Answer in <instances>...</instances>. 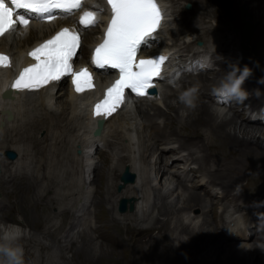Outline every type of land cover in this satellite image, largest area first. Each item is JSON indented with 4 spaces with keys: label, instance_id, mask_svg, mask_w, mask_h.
I'll use <instances>...</instances> for the list:
<instances>
[{
    "label": "rangeland",
    "instance_id": "1",
    "mask_svg": "<svg viewBox=\"0 0 264 264\" xmlns=\"http://www.w3.org/2000/svg\"><path fill=\"white\" fill-rule=\"evenodd\" d=\"M228 1L229 3L225 1L226 3H228L227 6L222 3V0H218V3H217L218 5L212 4L211 7L214 8V11L212 12L209 11L210 8H208V6H210V4L208 0H205V1L203 0L200 2H197L194 0H174L170 2L169 7H170V12H171V16H170L171 21L166 25L167 32L168 33L172 32L175 35H177L178 38L175 41V43L179 45L180 47L185 46V43L187 42L186 40H189L188 42H190V44H198L204 47L215 48V49L220 48L221 50H223L222 51L223 59L232 63V64L229 63V66L227 65L221 68L222 70L218 72V75L215 78L216 79L215 84L208 85L206 84L207 83L206 82L205 86H198L197 94H200L199 93L200 91L202 93L206 90H209L207 88H214L216 85H218L222 80L221 78L222 76L220 75L223 73L222 71L224 69L226 70L229 69L228 71H230L231 69H233L234 66L239 65L240 68H243L246 65L251 69V75L248 77V79L254 78V80H251L249 89H246L247 92L249 93L247 100H258L261 98L264 99V93H260V94L257 93L255 96L252 97L253 92L250 89V87L252 88L253 85L260 84L264 86V14L263 16L258 18V16L261 15L262 12L264 13V2L261 4H259L258 2H252L251 3L252 7L251 6L241 7V8L236 9L235 8L236 3H243L245 0H236V2L233 0H228ZM185 4H189L190 9H185L184 8ZM219 6L223 8L224 12H228L231 14L230 20H227L223 16H220L219 18H215L211 14L214 12H219L220 11ZM92 29H95L94 31V35H95L98 32L96 26L95 27L93 26ZM183 37H186L185 39L186 42H183L184 41ZM84 51H82L80 55H82ZM214 72L215 71H210L209 77L210 76L214 77L215 75ZM187 81L188 80H185L184 83H186ZM196 82L197 81H195L194 83ZM178 84L176 85L174 84L170 86L169 88L176 89L178 87ZM64 85H66L65 80L61 82L60 86L62 87ZM245 88L246 87L244 85V89ZM166 93L168 92L165 91L163 93V100L161 102L158 101V104L153 101L151 102L142 101L139 104H141L143 107H147L148 109H150V107L155 103L157 104L156 107H158L162 111H166L165 101H173V102L175 101V99L172 97H169V96L166 97L167 95ZM247 100L245 101L247 102ZM245 101L239 104H237L234 101L231 102V104H233L237 108V112H236L237 115L239 113L240 114L242 113L239 111L241 109L243 110V108L241 107L246 103ZM139 104L133 107L132 103H127L125 106L121 108L117 117L115 116V118H113L108 123H106L104 130L105 131L107 130V131L105 132L104 135H106L105 138L110 140L111 143L109 144V146H105L100 140L99 141L100 151H98L99 149H93V151L90 154H86L87 159L82 155V151L83 149L91 150V148L89 147L80 148L77 146L74 149V147L72 148V146L70 147L64 146L65 148L63 147L62 150L64 151V153H68L70 155V157L72 158L71 162H68L67 160L65 161L62 160L60 162L58 161L59 163L54 162L52 160V154H54L52 151L55 149L52 146L53 141L44 142L48 145H42L44 143L40 142L39 143L40 148L39 146L34 147L33 144L28 139H25V135L23 134L21 135V133L23 132V129H20V126H21L20 123L18 122L16 124L15 123L13 124V127L10 129L11 138H8V143H7L8 146L10 147L7 149H10L13 151H15L14 149L17 150V152L15 151L16 154H15V157L13 158L15 159L13 168L15 167H17L16 169L22 168V170H24L25 173L28 174L27 172L30 169L29 166L34 165L35 168H37L38 170L37 174L39 173L40 180H41V183L39 180V183L36 184V186L33 189L29 190L28 188H25L26 190H24V192L22 191V193L19 192L20 194L11 192L12 187L8 188L7 189L8 192L6 193L3 190H1L2 187L0 185V202L1 201L4 202L3 203L4 206L0 208V233L5 229L6 225H8L6 222L7 221L6 218L3 219L4 217L1 216L2 214H4L2 212H5L7 213V215L10 216L11 218L10 220L14 223V225H16L17 227L18 226L21 227V228L18 227L19 239L16 242L20 246L21 245L22 246L24 245L25 247L28 246L31 251V254L28 252H24L25 264H33L34 262L36 264H184V257H186L184 256L185 252L182 254H177V252L175 254L174 251H172L171 254H167L164 252L166 251L169 252V250H174L175 246L177 247L176 250L178 251L179 239L184 238V234L182 232H180L179 234V228L175 229V225L176 226L177 224L179 225L178 223L179 218L183 222H187L189 225L188 227H191V228L194 227V226H191L192 224H195L197 222L199 223L200 220L199 219L196 220L189 211H182V212L180 211L179 212L180 214L178 213L176 216L173 215L172 217L168 219L167 224H165L166 223L165 215L158 214L157 206H153L154 204H151L152 205L151 214L147 212L150 207V201H151V196H152V192L149 187V184L145 185V192H144V189L141 192H139V193H143L144 195L143 198L141 197V194L139 193L137 194L138 190L136 188L130 186L131 184L127 185L125 189L121 192V194L125 192L123 195H120V191L123 187L119 191L116 190V184L118 182L119 174L123 170L122 168H124L131 160H134L135 162H137V142H136L135 132L139 135V138H140L139 141L141 143L142 149H143L142 134L144 133L146 137H148L149 135V131L142 129V126L140 125V123L142 122V119L137 109L139 107L138 106ZM178 104L179 103L175 105L174 109L178 108ZM218 108L221 109L223 113L226 112L224 111L226 109L225 107L220 106ZM199 110H200V107L198 106L195 111L194 117L197 116V114L199 113ZM175 111L176 110H173V114L175 113ZM237 115L235 116L238 119H240L239 117H241V115L240 116H237ZM166 118H168V116H166ZM6 119H9V117H6ZM246 123L260 125L264 127V124L262 123H252V122H246ZM177 124H178L177 121L172 122L170 124V130H176V132L178 133L177 142H180V140L186 139V138H190V139L201 138L202 134L198 133L200 131L201 132L207 131L208 133V129H205V127H201L204 124L203 121L201 120H196L195 125H191V122H190V124L184 126L183 131L177 130L178 129ZM0 127H1V122H0ZM114 128L118 129L119 133L116 137L112 138L110 135V132ZM1 131H2V127L0 128V132ZM43 131L44 130L41 129L37 133H35L34 130L30 132L35 133V135L38 134L39 138H41L42 137L41 134H43ZM253 139L254 140L257 139V141L261 145L264 146V137H261L258 135V136H254ZM177 142H172V141L168 142V140H164L166 149L169 145H174ZM213 143L214 142L213 141L210 142L207 137L206 142L202 139H199L197 141H194L193 144L184 146L187 149H189L188 147H190V150L192 149L191 150L192 154L191 153L189 154H191L193 159H195V162L193 163V166L195 165L194 167H198L200 170H205L204 168L205 162L201 160V163H200V159L198 157L200 156V154H202L203 158L206 154H209V153L211 154L212 157H216V156L226 157V158L232 157L238 163L240 171L242 172V175L235 179H231V181L234 184H232L231 186H227V189L225 190L230 191L228 193L239 191V192L247 193L252 196L264 193V182H262L264 181V168L261 167L258 163H256L255 157H253V160L249 162V158L245 159L239 150L231 149L226 144L221 147L219 145L216 146ZM202 144L205 145V147L202 149V152L198 151L197 148H196L197 150L196 151L195 147L191 146V145H195L196 147H200L202 146ZM49 147L51 148L50 149L52 152L51 154L49 150L47 152L48 154L45 153L46 149H48ZM172 148L173 147H168L167 149L171 152V154L169 155L164 154V153H168V151H163L161 153L162 161L167 158L165 161V165L170 160V156L172 154L174 155V150ZM153 150L154 149L146 150L147 159L149 158V162L147 164L144 163V166H145V169L147 170V173L149 174H153L152 167H155L157 165V162L155 164L151 162L152 161L151 158L155 156V154L158 152V149H156V151L154 152ZM102 152L107 153L111 157V162H109V167H110L109 170L105 169L104 179L100 181V179H98L97 176H95L94 179L92 178L93 177L92 165L94 164L98 166L101 165V157L99 156V153L101 155ZM110 152H113V153H110ZM17 153L19 154L17 155ZM146 153L144 152L142 153V155H146ZM151 153L153 154V156L151 155ZM124 154H128L129 157ZM195 154L196 155L198 154L197 157L193 156ZM0 155L3 157L2 153H0ZM122 156L127 157V158H124L122 162H118V160L116 162L114 160V158L118 159ZM36 159H39L41 161H39L38 164H36L34 163V161L37 162ZM240 159L241 160L243 159V160L241 161ZM126 160L127 162H125ZM180 160L181 159L173 158L172 163L169 166H166V168L168 170L170 169L176 172V168L180 164ZM196 162H198V164ZM202 162L204 163V165ZM139 163L143 164L141 161H139ZM40 164L42 165V167L44 165L45 168H39ZM131 165L136 168L137 172L139 170L144 171V174L142 175V180L146 182L148 179L147 178L148 176H146L144 167L140 165H136L135 163H131L130 166ZM255 167L260 168L261 172L260 170H256ZM16 169H13L12 171L14 170L16 171ZM250 169H252V171ZM16 173H18V171H16ZM229 173L231 174L233 173V171L229 170ZM44 174H46L49 178H53L56 181L54 182L55 184H57L58 182L65 181L66 185L64 187H61V186L54 187L55 184H51V183L47 184V179L43 178ZM256 174L258 176H255ZM136 175H137L138 181L135 183V185L138 187V184L140 183V180H139L140 177L138 176L137 173ZM17 176L19 177L21 175L17 174L16 177ZM28 177H30V175H28ZM163 178H165L164 185L169 180L170 188L172 189V194L167 195L166 200L176 201V205H177L176 207H179V206L186 207V204L183 202L184 196L182 198L177 196V191H179V189L177 188L179 187H177L176 189H173V183L175 182L174 177H171L169 173H166ZM83 180L84 182H82ZM160 181L163 182V180L161 179ZM23 183H25L24 180H23ZM40 185H43V186L40 187ZM94 185H95V193L93 195L92 200L90 201V206H89L88 202H89V199H91V195L93 194L91 191L93 190ZM181 189L184 190V188H181ZM202 189L205 190V188H202ZM48 190L49 191L53 190V193H49ZM83 190L88 191L89 198H87V201L85 204L75 205V203L77 202V199L79 201V198L81 199L82 196L84 195L82 192ZM193 190L197 191L196 189H193ZM66 191H69V192H66ZM103 191H104V194H101V192ZM200 192L203 193L204 191L201 190ZM40 193H42L43 196L40 195ZM127 193H129V195ZM186 194H187V191L184 190V195ZM60 195H63L62 197L64 199H66L65 198L66 196L68 200L63 201ZM100 195H102L104 199H102ZM132 195L138 201V202L135 201L136 202L135 209H137L138 205L140 204H142L141 206L144 209H146L145 210L146 214L144 216L145 218H142V219L138 218L136 214L132 212V210L118 212V210L116 209L117 201L120 197H131ZM51 196H55V197L51 198ZM107 197L108 199L106 200ZM206 198L208 199V196H206ZM213 199L218 200L217 197L216 198L214 197ZM35 202H40V205L42 204L44 207V210H41L42 214L40 216L37 215V212L34 214L37 218L36 217L34 218L32 215L33 211H35V207H33L35 206L34 204ZM63 203H65L67 206L71 207L72 209V212H71L72 214L68 215V217H65L63 220L64 222L60 221L59 217H60L61 212L64 209L65 210L69 209L68 207L60 209L56 216L57 208L61 206ZM87 207L89 209L92 207V213L94 215L95 224H96V226L95 224L92 226V228L95 231L93 230L92 232L91 230H88V233H90L93 238V244L96 249H98L99 246L101 245V247L103 248L108 247L114 250L115 255H113L112 258H109V259L105 258L103 260L94 259V258L86 259L84 258V251L82 250L84 248V245L82 246V249L81 247L77 248L75 252L73 253L74 247L80 245V239H81L75 233L76 229L77 230L79 229V231H82L84 229L82 228L80 230V227L83 226L81 225V222H83L84 225H86L87 222L90 224L93 222V216L90 211H88V213H86L85 215L82 214L83 211H87ZM105 208L109 210L108 215L110 217L113 216L117 218L119 227L122 225L126 226L122 230H119L117 228L120 234H117L118 232H117L116 227H111V226L108 227V223L105 221V215H104ZM135 209L134 211H136ZM206 209L207 210L209 209L208 206ZM214 209H215L214 214H216L217 212L216 207ZM194 211L195 210H193L192 212ZM138 212L139 211L137 210V213ZM99 213H100V216H99ZM130 213H133V214L131 215ZM211 213L213 212H210V210H208L207 221L201 222L202 224L201 223L199 224V226L201 227V230L204 231L209 228L214 229L213 227L215 226V224L213 221L216 220L215 219L216 216H211ZM127 214H130L131 216L127 218H122V216L127 215ZM82 215L83 217H81ZM155 218L158 219L159 223L164 222V224L160 225L159 223H155L154 222ZM77 219L78 221L81 220V222H79L80 223L79 225H78ZM71 221L72 223L75 224L74 227L70 226L69 222ZM48 226L52 227V229L50 230H53L54 228H56L54 230L55 232L53 231V233L59 238V242H60L59 247L58 245L52 244L54 237L52 239L50 236H47L44 233L45 229ZM95 227H97V229ZM142 227H145V228H142ZM106 229H108V233ZM215 230L218 231L219 228L216 227ZM103 231L105 232V234ZM157 233H159L162 236L161 237L162 240L160 244L157 245L156 244L157 242H153L152 246L149 245V247L143 248L144 245L137 243V240L139 237H145V236H149L150 234H157ZM166 234H167V240H166ZM23 235L26 237H24L25 239L22 238L21 240L20 237H23ZM69 236H71L76 242V245H74L73 249H70V250H68V246L67 244H65L67 243L65 242V239H67ZM176 240H177V243L174 244L172 241L176 242ZM226 241L233 242V240H227L224 238L222 240H219V242H221L222 244L226 243ZM206 242L201 243L199 240H197L195 242L196 248L202 245L203 247H205ZM239 242H244V241H239ZM39 244L45 245V246L42 247ZM216 244H217V240H213L206 247V249H204V252L202 254L210 255L208 256V259L210 260L212 259L215 260L216 257H221L222 255H219V254H223V251L221 250L220 252V250L218 251L216 248H213L216 246ZM231 244H234L238 248L244 247V245L241 243H231ZM262 249L264 250V245ZM23 251H24V248H23ZM78 251H80V254L77 253ZM81 253L83 256L81 255ZM0 256L2 257L3 255H0ZM156 259H162V262L160 261L157 262ZM254 262L261 264V259L258 257L256 258Z\"/></svg>",
    "mask_w": 264,
    "mask_h": 264
},
{
    "label": "bare ground",
    "instance_id": "2",
    "mask_svg": "<svg viewBox=\"0 0 264 264\" xmlns=\"http://www.w3.org/2000/svg\"><path fill=\"white\" fill-rule=\"evenodd\" d=\"M163 1L165 2V4L168 5V10H170L169 4H170V2H172L174 0H163ZM194 1L200 2L203 0H194ZM208 1L210 4V6H208V8H210L209 11L212 12V11H214V8H212L211 5L212 4L218 5L217 4L218 0H208ZM225 1L228 3H229V1L228 0H222V3L227 6L228 3H226ZM233 1L236 2V0H233ZM252 2H258L259 4H261L264 2V0H245L243 3H236L235 8L237 9V8H241V7H250ZM219 7H220L219 12H214L211 14L215 18H219L220 16H223L227 20H230L231 14L228 12H224V10L221 6H219ZM233 8H234V6H233ZM263 14L264 13L262 12L261 15L258 16V18L263 16ZM66 17L72 21L74 20V18H73L74 15H72V14H69ZM64 22L65 21L63 19H59V18H56L53 22H50V23L31 22L24 27L12 28L7 33L3 34L0 37V51L8 53L10 55L9 57H10V61H11L10 66L8 68L0 70V122H1V127H2V131L0 132V153H2V155H3V157L0 155V185L2 187L1 190H3L6 193L8 192L7 189L10 187H12L11 192H13V193H19V192L22 193V191L24 192V190H26L25 188H28L29 190H31L36 186V184L39 183V180H40L39 173L37 174L38 170H37V168H35L34 165L29 166L30 169L28 172L26 170V172L28 173V174H26L25 171L22 170V168H19V169H16L17 167L13 168L15 159L9 160V159L5 158L4 151L7 150V148H10L7 143H8V138H11L10 129L13 127L14 123L15 124L18 122L20 123V125H21L20 129H23V132L21 133V135L22 134L25 135V139H28L33 144L34 147L39 146L40 142L44 143L47 141H50V142L53 141L52 146L55 149L52 151L54 153V154H52V160L56 163H59L62 160H64V161L67 160L68 162L72 161V158L70 157V155L68 153H64V151L62 150V148L64 146H69V147L72 146V148L74 147V149L77 146L80 148L89 147V148H93V149H99L98 151H100V144H99L100 140L102 141L103 145H105V146H109V144L111 143L110 140L105 138L106 135H104V134L107 130L105 131L104 127H105L106 123H108L110 120L115 118V116L117 117V115L119 114V111L121 110V108L123 106H121L119 109H117L113 114H111L108 118H106L103 121L101 131L98 135H93L91 133L93 120L90 118L89 112L86 109V103H87L88 98H89L88 96H91L95 91H89V92H85L82 94H74L71 91L70 87H68L67 85H64L62 87L60 86V84L64 80V78H60L55 83H51L47 87L39 89L38 91H34V92H27V93L17 92V93H10V94L5 95L6 91H2V89L5 87V85L7 83H8V86H10L9 83H11V81H12V77H11L10 73L13 69L14 64L19 62V61H24L26 63V52H27V50L34 47L41 39H43L44 37H47L54 30L61 27L64 24ZM94 25L96 27L98 26L97 24H94ZM92 28H93V26H92ZM92 28L88 27V28L80 31L81 43L79 44V50H78L77 58H76L77 62H79L80 64H83L85 61V59H84L85 53L84 52H86V50L88 49L91 41L95 40V35H94L95 29H92ZM163 34L164 35L166 34L165 36H166L167 41H169V40L172 41L174 43L173 45L176 46L175 41L178 38L177 35H175L172 32L168 33L167 29L164 30L162 35ZM183 39H184L183 42L189 41V40L185 41L186 37H183ZM82 51H84V52L82 55H80ZM229 63H231V62H228L225 59H219L218 61H216V64L218 65L219 69L214 72V74H215L214 77H211V76L209 77L210 72H199V73L192 75V76L191 75H183V76L177 78L175 83L174 82L170 83L171 85H174V84L176 85L179 83L178 87L176 89L169 88L170 86L166 82L162 81L161 83L158 84V87H157V92L159 94L158 98L152 99V100H148L146 98H139V99H137L136 102L133 103V107H135V105L139 104L142 101H147V102L153 101V102L158 104V101L161 102L163 100V93L165 91L168 92V93H166L167 94L166 97L169 96V97H172L175 99L174 102L173 101H165L166 111H162L161 109L156 107L157 104H155V103L154 104L152 103L153 105L150 107V109H148L147 107H143L141 104L138 105L139 107L137 109H138V112L141 115V119H142V122L140 123V125L142 126V129L149 131V135H148V137H146V135H144V133L142 134V141H143V144H142L143 149H142L141 143L139 141V139H140L139 135L135 132L136 142H137V162H135L134 160H131L128 164L126 163L128 170L133 172V173L135 172L134 173L135 179L133 182L125 184L123 186V188L120 191V195H123L125 193L124 192L121 194V192L125 189V187L127 185L131 184L130 186L136 188L138 190V192H137V194H138L143 189L145 192V185L149 184V187H150L151 192H152V196H151V201H150V207H149V210L147 212H149L151 214V209H152L151 204H154L153 206H157L158 214H164L165 215V218H166L165 224H167L168 219L170 217H172L173 215L176 216L180 211L181 212L182 211H189L193 217L198 216V215L201 216L200 219L202 221L200 220L199 223L196 221L197 223L192 224L191 226H194L193 228L188 227L189 226L188 223L183 222L179 218V220H178L179 225L178 224H177V226L175 225V229L179 228V234H180V232H182L184 234V238H182V239L178 238L179 239L178 251L176 250L177 247L175 246L174 250H169V252L168 251L164 252L167 254H171L172 251H174L175 254H176V252H177V254H182L185 252L186 254L184 253V256H186V257H184V264H258L257 262H254L256 260V258H258V257L261 259V264H264V262H263L264 261V250L262 249V247H263L262 243H253V242H247L246 243V242H239L236 240H233V242L232 241H229V242L226 241V243H223V244L221 242H219V240H222L223 238L220 235V229L218 231L215 230L216 227L218 228L217 218H216V217H218V214H214V210H215L214 208L222 205L221 202L219 200H214L213 196L206 194L207 193L206 190L202 189V188H205L204 186H200L198 189H196L195 187H192L193 182H189V183L185 182L186 183L185 184V183H183V181L180 178H178L176 176V174H175L176 172H174V170H170V169L168 170L166 168V166H169L172 163L173 158L177 159L178 157H180L177 153H175L176 152L175 149L177 147H182V149H183L184 146L189 145V144H193L194 141H197L199 139H202L206 142L207 137H208L209 141L210 142L213 141L214 142L213 144H215L216 146L219 145L222 147L223 145L226 144L231 149L239 150L245 159L249 158V162L251 160H253V157H255L256 163H258L261 167L264 168V146L261 145L257 141V139L256 140L253 139L254 136H258V135L261 137H264V127L260 126V125L246 123L248 121L243 119L244 109L243 110L241 109L243 107H241L240 108L241 110L239 111L242 113L241 114L239 113L237 115L236 114L237 108L233 104H230L224 110L226 112L223 113L222 110L218 108L220 106L212 105L208 98L204 99L202 97L200 92H199L200 94H197V98L195 100V107L194 108H190V107L186 106L179 99L180 94L184 90L189 89L193 86L197 87V89H198V86H205L206 82H207L206 84H208V85L215 84L216 83L215 78L218 75V71L223 66H227V65L229 66ZM237 67L240 68L239 65H237ZM228 70L224 69L223 73L222 72L221 73L227 74L229 72ZM222 74L220 76H222ZM106 78H108V75H106V74H104V75L103 74H97L96 80H95L97 87L102 86V84H104L106 82ZM185 80H188V81L186 83H184ZM251 80H254V78L253 79L247 78L245 80V82L243 83V88H244V85L246 87L245 90L249 89ZM195 81H197V82L194 83ZM207 89L212 90V88H207ZM250 89L253 92L252 97L255 96L257 93H259V94L264 93V86L260 85V84L253 85L252 88L250 87ZM254 99H256V98H254ZM177 103H179L178 108L174 109V107ZM237 104H239V103H237ZM147 105H149V104H147ZM198 106L200 107L199 113L197 114V116L194 117L195 111H196ZM133 110H134V108H133ZM151 110H152V112H151ZM173 110H176L174 114H173ZM235 115H237V116L241 115V117H239L240 119H238ZM166 116H168V118H166ZM6 117H9V119H6ZM195 118H196V120L203 121L204 124L201 127H205V129H208V133H207V131H204V132L200 131L198 133L202 134L201 138H198V139L186 138V139L180 140V142H177V134L178 133L176 132V130H170V124L172 122L177 121L178 122V124H177L178 129L177 130L183 131L184 126L190 124V122H191V125H195V121H196ZM41 129H43L44 131H43V134H41L42 137L39 138V135L38 134L35 135V133H37ZM32 130H34L35 133L30 132ZM118 133H119L118 129L114 128L110 132V135L112 138H114L118 135ZM164 140H168V142H171V141L177 142L174 145L168 146V147H173L172 149L174 150V155L172 154L170 156V160L167 162L166 165H165V161L167 158L166 159L164 158L165 160L162 161V159H161L162 154L161 153L163 151H168V153H164V154L169 155V154H171V152L169 150H167L168 147L166 149V145L164 143ZM42 145H48V144L44 143ZM191 146H194L195 150L197 148L198 151H200V152H202V149L205 147L204 144H202V146H200V147H196L195 145H191ZM194 147H192V148H194ZM39 148H40V146H39ZM188 148L189 149L185 148L186 151L184 149L183 152L186 153V155L190 156L192 158V160L195 162V159H193V157L191 156V154H192L191 150L192 149L190 150V147H188ZM12 149H14V148H12ZM50 149H51L50 147L48 149H46L45 153H47L49 150L50 154H51L52 152ZM148 149H154L153 152L156 151V149H158V152L155 154V156L153 158H151L152 163L155 164L157 162V165L155 167H152L153 168V170H152L153 174L147 173V170L145 169V166H144V163L147 164L149 162V158L147 159V153H146V150H148ZM214 149H215V147H214ZM14 150L17 152L16 149H14ZM212 151H213V149H212ZM144 152L146 153V155H142V153H144ZM110 153H113V152H110ZM189 153H191V154L189 155ZM18 154L19 153H17V155ZM86 154H90V153L88 151H86L85 149H83L82 155L87 159ZM222 154H224V153H222ZM45 155H44V157H45ZM124 155H127L129 157L128 154H124ZM141 155H142V157H141ZM151 155L153 156L152 153H151ZM197 155L195 154L193 156L197 157ZM99 156L101 157V165H99V166L96 164L92 165V175H93L92 178L94 179L95 176H97V178L100 179V181H101L105 177V169L109 170V168H110L109 162H111V157L107 153H103V152L101 153V155L99 153ZM198 157L200 159V163H201V160L205 162V165L202 162L204 165V168L206 170V172L205 171L204 172L205 173L208 172L207 173L208 175H211V176L213 175L217 179V181L220 182L221 189L224 192H227V193L230 192V191H227L225 189H227V186H231L232 184H234L231 181V179H235V178L240 177L242 175V172L240 171L238 163L232 157L231 158L230 157H227V158L226 157H220V156L212 157L210 153L206 154L204 156V158H203L202 154H200V156H198ZM124 158H127V157L122 156L118 159L114 158V160L116 162H117V160H118V162H122L124 160ZM45 159H46V157H45ZM36 160H37V162L34 161V163H36V164H38V162L41 161L39 159H36ZM139 161H141L143 164H140ZM125 162H127V160ZM131 163H135L136 165H140V166L144 167L146 176H148L147 177L148 179L146 182H144L142 180V175L144 174V171L139 170L137 172L135 167H133L132 165L130 166ZM196 163L198 164V162H196ZM200 163H199V165H200ZM39 168H45V166L43 165V167H42V165L40 164ZM13 169H16V171H18V173H16L15 170L12 171ZM192 169L195 170V169H199V168L198 167H192ZM229 170H232L233 173L230 174ZM250 170L252 171V169H250ZM250 170H248V171H250ZM256 170H260V172H261L260 168H256ZM136 173L140 177L139 178L140 183L138 184V187L135 185V183L138 181ZM166 173H169V175L171 177H174L175 182L173 183V189H176L177 187H179V188H177V189H179V191H177V196H179L180 198H182L184 196L183 202L186 204V207H181V206L176 207L177 206L176 201L166 200L167 195L172 194V189L170 188V184H169L170 181L168 180V182L164 185L165 178H163V177ZM17 174L21 175V176H19L20 178L18 176H17L18 178L16 177ZM28 175H30V177H28ZM255 176H258V175L256 174ZM27 178H29V179H27ZM43 178L47 179V184H50V183L55 184L54 182H56L53 178H49L46 174H44ZM160 179L163 180V182H161ZM23 180L25 181V183H23ZM79 181H80V179H79ZM259 181H261V180H259ZM82 182H84V180ZM262 182H264V181H262ZM40 183H41V180H40ZM65 185H66L65 181L64 182H58L57 184L54 185V187H56V186L57 187H60V186L64 187ZM42 186L43 185H40V187H42ZM181 188H184V190L187 191L186 195H184V190H182ZM193 189H196L197 191H194ZM201 190H203L204 192L203 193L200 192ZM66 192H69V191H66ZM82 192L85 193L86 198H84V199L87 200V198H89L88 191L83 190ZM91 192L93 194L91 195V199H89V202H88L89 206H90V201L92 200L93 195L95 193V185H94V188ZM42 193H40V195H42ZM49 193H53V190L49 191ZM49 193H48V195H49ZM101 194H104V191L101 192ZM127 194L129 195V193H127ZM139 194H141V197L143 198V196H144L143 193H139ZM28 195H30V194H28ZM26 196H27V194H26ZM60 196H61L63 201L68 200L66 196H65L66 199H64L62 197L63 195H60ZM100 196L102 197V195H100ZM206 196H208V199L206 198ZM53 197H55V196H51V198H53ZM102 199H104V197H102ZM107 199H108V197L106 198V200ZM37 200H38V198H37ZM135 201H137V200L134 198L132 212L135 213L138 218H141V219L145 218L144 216L146 214V211H145L146 209H144L141 206L142 204L138 205L137 209H135L136 208L135 207V204H136ZM152 201H153V203H152ZM3 203L4 202H2V201L0 202V208H2L4 206ZM65 203H63L61 206H59L56 210V216H57L60 209L65 208V207H68L70 209V210L64 209L61 212L60 217L58 216L59 220L62 222H64L63 220L65 217H68V215L72 214L71 213L72 212L71 207L67 206ZM34 204H35V206H33V207H35V211H33L32 215L35 218L36 216L34 214L37 212V215L40 216L42 214L41 210H44V207L42 204H41L42 206L40 205V202H35ZM77 204H79L78 199H77V202L75 203V205H77ZM207 206L209 208L208 210H210V212H213V213H211V216H216L215 217L216 220L213 221L215 224V226L213 227L214 229L209 228V229H206L203 231V230H201V227L199 226V224L201 222L207 221V218H208V215H207L208 210L206 209ZM140 208H141V210H140ZM134 209L136 211H134ZM137 210L139 211L138 213H137ZM193 210H195V211L192 212ZM88 211H90L92 213V207L90 209L87 207V211H83L84 213L82 212V214L85 215L86 213H88ZM108 211L109 210H107L105 208V212H104L105 214L104 215H105V221L108 223V227H110V226L116 227V229L118 228L119 230L124 229L126 226L122 225L123 227L122 226L119 227V223H118L117 218H115L113 216L110 217L108 215V213H109ZM2 213H4V214H2L1 216L4 217L3 219L6 218V220H7L6 222L8 225H6L5 229L1 233L7 232L10 236H15L16 234H17L16 236H19L18 235V231H19L18 227L19 226L17 227L16 225H14V223L10 220L11 219L10 216L7 215V213H5V212H2ZM133 213H130V214L132 215ZM130 214L124 215V216H122V218H127V217L131 216ZM83 215L81 217H83ZM92 216H93V222L91 224L87 222V224L84 225L83 222H81V220L78 221V219H77L78 225L80 224L79 222H81V225H83L80 227V230L82 228H84L82 231H79V229L78 230L76 229V231H75V233L78 235V237L81 238L80 239V245L74 247V245H76V242L74 241V239L71 236H69L67 239H65V242H67L65 244H67L68 250L73 249V247H74L73 253L75 252V250L77 248L81 247V249H82V246L84 245V248L82 250L84 251V258H86V259L87 258L88 259L94 258V259L103 260L105 258H108V259L112 258V256L115 255L114 250H112L111 248H108V247L103 248V247H101V245L99 246L98 249H96L94 244H93V238H92L91 234L88 233V230H91L92 232L94 230L92 228V226L95 224V218H94L93 213H92ZM99 216H100V213H99ZM154 222L159 223L158 219H156V218L154 219ZM69 224L71 227L75 226V224L72 223V221L69 222ZM159 224L160 225L164 224V222L159 223ZM51 225H52V223H51ZM50 226H48L45 229L46 232L44 231V233L47 236H50L52 239L54 237L52 244L58 245V247H59L60 246L59 238L53 233V231L56 228H54L53 230H50V229H52V227H50ZM95 226H96V224H95ZM103 227H104V225H103ZM137 227H139V226H137ZM19 228H21V227H19ZM95 228L97 229V227H95ZM142 228H145V227H142ZM118 229H117V232H118L117 234H120ZM98 230H100V229H98ZM106 230L108 233V229H106ZM104 234H105V232H104ZM104 236H106V235H104ZM24 237H26V236L23 235V237H20L21 240ZM161 237L162 236L159 233L150 234L149 236L139 237L137 240V243L144 245L143 248H145V247L147 248V247H149V245L152 246L153 242H157L156 243L157 245L160 244V242L162 240ZM166 240H167V234H166ZM197 240H199L201 243L206 242L208 240H210V241L206 242L205 247H203V245H202V246L196 248L195 242ZM213 240H217V244L213 248H216L218 251L220 250V252L222 250L223 254L218 253L219 255H222V256L216 257V259L215 260L212 259L213 260L212 261V260L208 259V256H210V255H206V254H202V253L204 252V249H206V247ZM115 242H116V240H115ZM172 242L175 244V243H177V240H176V242H174V241H172ZM231 243H241L244 245V247L238 248L234 244H231ZM40 246L44 247L45 245H40ZM22 248H24L23 252H28L31 254V251H30L28 246L25 247L23 245ZM77 253L80 254V251H78ZM81 255H82V253H81ZM150 257H152V256H150ZM253 257H254V259H253ZM156 260H157V262L158 261L162 262V259H156ZM33 264H36V263L34 262Z\"/></svg>",
    "mask_w": 264,
    "mask_h": 264
},
{
    "label": "snow or ice",
    "instance_id": "3",
    "mask_svg": "<svg viewBox=\"0 0 264 264\" xmlns=\"http://www.w3.org/2000/svg\"><path fill=\"white\" fill-rule=\"evenodd\" d=\"M16 8L31 9L35 12H47L50 8L75 7L65 0H11ZM114 16L104 42L95 49V62L100 67L110 65L119 70V79L107 90L106 98L95 106V114L101 116V107H109L120 101L125 89L137 95H145L151 88V81L159 73L160 64L150 59L135 62V54L143 37L151 34L157 24V16L150 0H110ZM90 22L82 18L80 23ZM27 24L23 16L13 20V10L0 0V32L5 26L16 27ZM79 47V36L65 28L57 32L31 53L38 63L25 68L14 87L30 89L41 82L57 81L67 72H72L73 83L77 92H82L83 83H88L87 70L73 72L70 61ZM3 59V57H0ZM27 74V75H26ZM115 109L112 108L111 111ZM110 114V112H109Z\"/></svg>",
    "mask_w": 264,
    "mask_h": 264
},
{
    "label": "clouds",
    "instance_id": "4",
    "mask_svg": "<svg viewBox=\"0 0 264 264\" xmlns=\"http://www.w3.org/2000/svg\"><path fill=\"white\" fill-rule=\"evenodd\" d=\"M250 75L251 69L248 66H234L212 91L229 102L243 103L248 99L249 93L242 85ZM197 92V87L193 86L184 90L179 99L186 106L194 108ZM18 239V236H10L7 232L0 233V255L7 259V264H25L23 248L16 242Z\"/></svg>",
    "mask_w": 264,
    "mask_h": 264
},
{
    "label": "water",
    "instance_id": "5",
    "mask_svg": "<svg viewBox=\"0 0 264 264\" xmlns=\"http://www.w3.org/2000/svg\"><path fill=\"white\" fill-rule=\"evenodd\" d=\"M188 7V6H187ZM94 134L98 133V128H96L94 131H93ZM5 153V156L12 159L15 157V151L13 150H10V149H7L4 151ZM134 179V173L133 172H129L127 167H124L123 171L120 173L119 175V180L121 181L120 183H118L116 185V189L119 190L124 183L126 182H131L133 181ZM128 200L129 202V205H128V209H131L132 208V198H120L119 199V203H118V210L119 211H123L125 209V202Z\"/></svg>",
    "mask_w": 264,
    "mask_h": 264
}]
</instances>
